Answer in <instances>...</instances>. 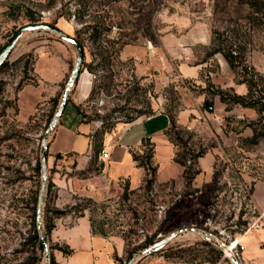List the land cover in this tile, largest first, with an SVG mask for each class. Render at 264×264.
<instances>
[{
  "label": "rangeland",
  "instance_id": "rangeland-1",
  "mask_svg": "<svg viewBox=\"0 0 264 264\" xmlns=\"http://www.w3.org/2000/svg\"><path fill=\"white\" fill-rule=\"evenodd\" d=\"M247 12L237 0H0V52L21 27L36 24L58 29L83 48L82 70L69 101H76L96 153L82 172H74L72 162L66 165L57 155L56 161L47 162L42 198L47 206L55 208L58 185L62 186L68 177L99 181L102 139L117 124H125L129 117L172 114L185 146H174L168 141L171 153L167 145L157 144L151 159L156 172L150 191L145 190L144 181L132 189L128 181L119 180L118 187L100 194L96 200L73 196L70 204H63L66 196H61V206L56 209L74 206L77 209L66 217L85 213L97 234L120 238L124 259L127 252L145 240L151 239L154 244L176 233L159 250L134 259L135 264H232L211 240L231 247L233 240L253 222L250 194L255 181H264V138L251 145L246 142L250 136L244 131L249 129L245 127L247 122L257 115H241L239 106L229 111L224 108L220 115H214L216 97L209 93L208 84L229 88L214 84L210 78V73H218L214 56L207 59L199 79L192 81L180 78L176 71L178 60L164 68L153 50L159 48L163 34L193 30L208 40L192 47V57L187 62L201 64L211 48V31L238 25L242 27L239 43L244 41V32L250 36L245 51L247 65L264 76V30L244 28ZM125 48L128 54L122 56ZM75 60L72 45L37 30L26 32L17 40L0 72V264H49L44 251L31 239V209L41 189L37 164L42 136L50 115L58 107ZM59 75L65 77L54 96H46ZM82 75L88 80L83 91L79 84ZM221 77L228 76L220 75V81ZM206 101L212 104L211 111L205 108ZM63 119L65 124L78 123L80 118L71 103L66 105ZM151 150L144 143L139 150L128 151L131 155H144ZM199 150L204 154L192 164L189 157ZM79 151L85 155L84 142ZM183 155L185 165L197 174L184 175L183 167L174 162V158ZM127 171L125 165L116 162L110 176ZM138 180L133 174L132 183L135 185ZM99 182L93 186L95 189L100 188ZM245 222L246 226H242ZM48 237L52 255L54 247L60 246ZM145 250H138L132 259Z\"/></svg>",
  "mask_w": 264,
  "mask_h": 264
},
{
  "label": "crops",
  "instance_id": "crops-1",
  "mask_svg": "<svg viewBox=\"0 0 264 264\" xmlns=\"http://www.w3.org/2000/svg\"><path fill=\"white\" fill-rule=\"evenodd\" d=\"M207 40L205 37L198 36L193 30L178 35L163 34L159 37V48L153 51L158 53V59L162 61L164 68H167L172 61L178 60L176 71L180 78L195 81L199 79L202 70L206 68L208 63L190 65L187 61L192 57V47L195 44L206 43ZM126 50L128 49L123 50L122 56H127L128 51ZM138 54L142 55L141 51ZM214 58L218 65V73L209 74L212 82L223 87H232L239 95L246 94L245 85L234 82V74L223 57L217 54ZM151 64L153 65L152 62ZM220 75H227L228 77L226 79L221 77L222 81H220ZM64 77L65 75H59L56 78L46 96H54L59 83L62 82ZM81 86L83 91L85 89L84 84ZM183 102L188 106L189 103L184 98ZM68 103H71L73 108L77 106L74 99L68 101ZM213 107L214 115L218 116L224 110L225 105L220 103L216 97ZM234 108H237V106ZM234 110L236 111V109ZM239 112L241 115L250 118L255 114L254 110L241 107H239ZM156 119L159 120L158 124H153ZM166 119L168 129L169 120L164 112H158L147 118L136 119L129 124H117L115 129L110 133H106L102 139V149L107 152L108 157L101 160L98 156V165L102 168L98 177L100 188L95 189L93 187L98 184L94 179L78 180L77 176L68 177L62 186L58 185L59 194L58 198L56 196L57 200L54 201V207L61 206L59 205V197L61 196H66L63 204H70L73 196H86L96 200L100 194L109 193L112 188L118 187L117 182L119 180L128 181L132 189L138 188L145 178V171L132 160V155L128 150H139L148 141L153 147V158L156 154L157 144H162L163 147L167 145L172 153V146L165 134ZM88 132L89 127L83 124L80 119L77 124L73 121L65 124V119L62 120L61 116L48 140L47 162L50 163L51 161L53 163L56 161L55 156L59 155L63 158L62 162L64 164L69 165L72 162L74 172L84 171L93 160L92 155L94 153L92 150V136ZM244 133L246 136H250L251 130H245ZM157 139L158 143H155ZM82 142L87 145L85 155L79 151ZM200 160L202 161V159ZM116 162L125 165L128 171L111 177L110 171ZM133 174L139 177V182L135 185L132 183ZM250 200L255 213L253 221L259 217L260 228H253L240 234L238 238L233 240V244L236 245L239 252V264H264V181L253 183ZM48 238L52 243L58 246H66L71 251L69 255H63L60 251L54 250L52 257L55 264H119L116 258L123 260L125 256L123 241L117 237H107L93 232L91 219L85 213L78 217L65 216L55 219L54 228Z\"/></svg>",
  "mask_w": 264,
  "mask_h": 264
},
{
  "label": "trees",
  "instance_id": "trees-1",
  "mask_svg": "<svg viewBox=\"0 0 264 264\" xmlns=\"http://www.w3.org/2000/svg\"><path fill=\"white\" fill-rule=\"evenodd\" d=\"M237 4L241 6H245L248 10L247 15L245 17V27L249 31L253 30H264V0H237ZM236 24V23H235ZM241 26L238 25L232 26V28L227 27L223 31L219 30H212L211 31V48L208 49L205 58L203 59V63L207 61V59L219 54L223 57L225 62L227 63L228 67L234 74V82L236 84H243L246 87V94L239 95L237 94L232 87L227 89H222L220 87L214 86L212 83L208 84V88L211 90L209 92L212 96L217 97L219 102L224 104L226 107V111H229L231 107L239 106L241 108L252 109L257 115L255 120H250L247 122L245 127L251 130V135L246 139V142L251 145H257L263 138H264V87L262 82H264V76L259 75L252 67H249L246 63L245 51L246 45L249 44V37L245 32L243 34L244 41L243 43H239L240 41V31ZM228 33L231 35L228 36ZM226 34V36H225ZM11 39V38H10ZM76 43L82 48L81 44L76 41ZM4 47V46H3ZM83 51V48H82ZM6 61L0 66V72L6 65ZM82 70V68H81ZM69 101V99H68ZM208 107L212 108V104L206 101ZM56 106V103H55ZM74 109L77 115L82 122V114L79 112L78 107L74 106ZM212 110V109H211ZM169 120V127L166 130V137L170 143L174 146H177L178 143H182L185 146V143L182 142L181 138L179 137L178 126L176 125L175 119L172 114L165 113ZM52 118V114L49 117ZM137 117H129L126 119L125 124H129L136 120ZM93 143V152L95 151V145ZM146 145H150L147 141ZM152 150L147 154L142 155H132V160L136 162L139 167H142L145 171V178H144V188L146 191H150L152 184H153V177L156 172L154 167H151V159L153 158V147L150 145ZM204 154L203 150H199L195 154L190 155V159L192 164L196 163V160L200 158ZM57 155L56 157H58ZM185 155L181 158H174V162L178 165L182 166L184 171L183 174L195 175L197 171H193L191 167H187L185 165ZM40 169V162L37 164V170ZM191 177H188L190 179ZM127 186H125V191L127 190ZM36 204L37 199L35 202L34 207L31 209L32 211V223H31V239L37 244V247L40 251L43 250L40 238H39V231L37 228L36 222ZM77 209L76 207H70L68 209L60 210L56 208H49L45 203V197L42 200V207H41V225L42 230L47 237L51 230L54 228V221L60 217H63L70 213L71 210ZM83 208L82 210H84ZM83 213L80 212L78 216H82ZM77 216V217H78ZM242 226H246V222L241 224ZM92 226V221H91ZM92 231H94L92 226ZM153 245L151 239H147L143 242V244L137 248H134L127 252L125 259H118L116 261L119 264H122L123 261L127 262L132 259L134 253H136L140 249H147ZM54 249L60 251L63 255H69L70 250L66 246L54 247ZM49 264H55L52 255H49Z\"/></svg>",
  "mask_w": 264,
  "mask_h": 264
},
{
  "label": "water",
  "instance_id": "water-1",
  "mask_svg": "<svg viewBox=\"0 0 264 264\" xmlns=\"http://www.w3.org/2000/svg\"><path fill=\"white\" fill-rule=\"evenodd\" d=\"M37 30H43L48 33H51L53 35H56L61 41L70 44L74 47L76 50V60L75 64L73 66V69L66 81L65 88L63 90L62 96L60 98L58 107L53 114L51 120L48 123V126L46 130L44 131V134L42 136L41 144H40V150H39V162H40V172H41V189L36 205V222H37V228L39 231V238L40 242L44 251V257L49 263V247L46 242V237L42 230L41 225V207H42V198L45 190V184L47 182V154H48V139L52 135L56 125L60 121V118L62 116V113L68 103L69 95L71 90L74 88V86L78 83V79L80 77L82 63H83V51L82 48L76 43V41L67 35H64L61 31H59L56 28H52L46 24H36V25H26L21 27L10 39V41L4 46V48L0 52V66L6 61L8 55L10 54L12 48L16 44L17 40L26 32L31 31H37ZM207 111H211L212 108L205 106ZM176 233H173L158 242L154 243L152 246L147 248L144 252H140L137 255L134 256L133 259L128 261L127 264H133L134 259L139 258L140 256H144L147 254H150L153 251L159 250L162 248L167 242H169ZM215 245L220 247L228 256L232 264H239L238 260L232 255L229 247L219 241L211 240Z\"/></svg>",
  "mask_w": 264,
  "mask_h": 264
},
{
  "label": "built area",
  "instance_id": "built-area-1",
  "mask_svg": "<svg viewBox=\"0 0 264 264\" xmlns=\"http://www.w3.org/2000/svg\"><path fill=\"white\" fill-rule=\"evenodd\" d=\"M107 157H108L107 152L105 150H102L100 155H99V159L105 160V159H107ZM258 220H259V217H257L255 221H253L251 224H249L242 232L244 233V232L249 231L250 229H253V228H255V229L260 228ZM231 253L237 260L239 259V252H238L237 247L234 248L233 250H231ZM122 264H126V262L123 261Z\"/></svg>",
  "mask_w": 264,
  "mask_h": 264
},
{
  "label": "bare ground",
  "instance_id": "bare-ground-1",
  "mask_svg": "<svg viewBox=\"0 0 264 264\" xmlns=\"http://www.w3.org/2000/svg\"><path fill=\"white\" fill-rule=\"evenodd\" d=\"M84 77V78H83ZM87 76L86 75H82V78H81V82L79 83L80 84V87H82L81 85L84 84V87L87 86L88 84V80L86 78ZM229 247V246H228ZM234 248H236V245L235 244H231V247H229L230 251L233 250Z\"/></svg>",
  "mask_w": 264,
  "mask_h": 264
}]
</instances>
